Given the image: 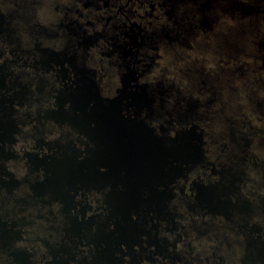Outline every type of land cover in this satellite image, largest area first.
Here are the masks:
<instances>
[{
	"label": "flooded vegetation",
	"instance_id": "af4514ba",
	"mask_svg": "<svg viewBox=\"0 0 264 264\" xmlns=\"http://www.w3.org/2000/svg\"><path fill=\"white\" fill-rule=\"evenodd\" d=\"M0 264H264V0H0Z\"/></svg>",
	"mask_w": 264,
	"mask_h": 264
}]
</instances>
